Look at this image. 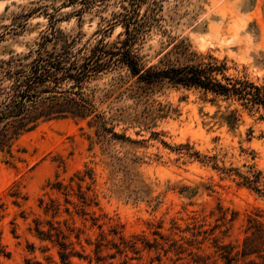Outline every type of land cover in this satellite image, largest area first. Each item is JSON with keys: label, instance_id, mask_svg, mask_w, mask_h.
Returning <instances> with one entry per match:
<instances>
[{"label": "rangeland", "instance_id": "374dc122", "mask_svg": "<svg viewBox=\"0 0 264 264\" xmlns=\"http://www.w3.org/2000/svg\"><path fill=\"white\" fill-rule=\"evenodd\" d=\"M126 29L139 68L264 89V0H0V61L52 33L47 51H115ZM84 93L103 122H41L0 153V264H264L262 108L121 64Z\"/></svg>", "mask_w": 264, "mask_h": 264}, {"label": "trees", "instance_id": "16d2710c", "mask_svg": "<svg viewBox=\"0 0 264 264\" xmlns=\"http://www.w3.org/2000/svg\"><path fill=\"white\" fill-rule=\"evenodd\" d=\"M125 31L127 40L121 42L120 47H115V51H106L104 47L97 46L87 50L84 48L88 52L85 57H79V51L73 53L65 45L59 50L47 51L45 43L62 41L61 34L52 33L41 36L36 51L0 61V153H10L14 141L41 122L67 117H91L93 124L103 122L104 117L97 112L84 89L100 73L117 64L124 65L133 76L145 83L157 79L167 80L175 85L199 88L237 101L249 112L255 107L264 110L262 87L247 81L228 79L223 75L218 80L214 75L221 69L216 64L169 66L158 71L152 67L145 70L139 68L131 54L130 44L133 41L130 44L129 41L132 40V34L128 29ZM231 120H235L234 112L226 118L227 122ZM36 232L43 235L38 229ZM57 244L61 248L65 246L64 243ZM71 256L81 258L78 254ZM224 257L227 262L231 259L228 255ZM59 258L61 264H70L69 254L63 250Z\"/></svg>", "mask_w": 264, "mask_h": 264}]
</instances>
